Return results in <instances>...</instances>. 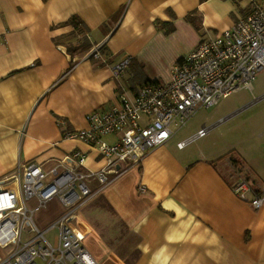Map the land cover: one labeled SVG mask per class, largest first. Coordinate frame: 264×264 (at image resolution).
<instances>
[{
    "label": "crops",
    "instance_id": "1",
    "mask_svg": "<svg viewBox=\"0 0 264 264\" xmlns=\"http://www.w3.org/2000/svg\"><path fill=\"white\" fill-rule=\"evenodd\" d=\"M208 2L0 0V183L10 185L20 164L34 161L48 169L76 153L86 158L83 171H100L106 161L98 151L65 140L63 132L87 130L88 114L143 87L136 79L169 82L178 61L200 42L183 54L169 52L173 35L156 33L161 25L200 14ZM74 16L88 26L94 45L81 59H72L62 43L74 30L68 24ZM98 46H105L103 57L90 58ZM125 59L129 68L116 76L114 68ZM136 63L142 74L131 76ZM228 99L193 131L151 150L100 196L136 241L135 250L120 259L88 241L103 253L104 261L89 250L99 264H264V207L256 209L233 192L241 177L264 191V95ZM203 128L206 137L178 148Z\"/></svg>",
    "mask_w": 264,
    "mask_h": 264
},
{
    "label": "built area",
    "instance_id": "2",
    "mask_svg": "<svg viewBox=\"0 0 264 264\" xmlns=\"http://www.w3.org/2000/svg\"><path fill=\"white\" fill-rule=\"evenodd\" d=\"M254 3L253 11L232 28L203 40L181 59L169 82L149 83L135 94L124 93L116 104L88 114L87 130L63 132L65 140L81 141L98 151L106 161L100 171H83L86 158L76 153L48 169L34 161L20 164L8 180L10 185L0 183V264H99L86 245L85 228L75 212L100 199L129 168L169 142L177 133L174 126H187L198 107L211 109L253 89L257 74L264 70V0ZM101 47L90 58L100 60ZM130 64L125 59L114 74L123 75ZM208 133L203 128L178 148ZM107 138L115 142L108 143ZM71 159L76 165H70ZM233 192L256 209L264 207V191H257L245 177L239 178ZM54 199L71 211L41 231L35 214ZM53 230H57L55 241L47 238Z\"/></svg>",
    "mask_w": 264,
    "mask_h": 264
},
{
    "label": "rangeland",
    "instance_id": "3",
    "mask_svg": "<svg viewBox=\"0 0 264 264\" xmlns=\"http://www.w3.org/2000/svg\"><path fill=\"white\" fill-rule=\"evenodd\" d=\"M254 1L255 0H209V2L206 3L203 7L200 14H195L192 18L189 19L180 18L179 20H175V24L171 26L161 25L162 29H160V31L156 34H162L166 36L171 33V35H173V39L168 41V46L166 47L167 50L169 52L179 51L183 54L186 51L194 48L198 42L201 43L205 39H211L220 36L223 32L226 31V29H228V26L230 24L246 17L247 14L253 11V8L255 6ZM142 71L143 67L140 64L136 63V66L130 71L131 76L133 75V73L141 75ZM135 83L138 86L146 85L145 82L142 83L139 79H136ZM160 83L164 82L161 81ZM253 85L255 90L252 93L249 91H244L240 94H234L224 102L231 103L233 100H248L250 98L252 99V97L258 98L264 95V70L257 74L256 80ZM216 108L205 109L198 107L196 113L193 115L187 126L181 129L174 126L173 131H176V135L178 136L184 134L185 132L193 131L194 129H196L201 118L207 115L208 112L214 113L216 111ZM30 205L31 207L34 206L35 202L31 203ZM69 211H71V209H65V207L59 202V200L54 199L49 203L46 209L40 210L35 214V222L41 231H45L63 214ZM53 214H57L59 215V217L55 220V216ZM26 229L29 230L30 226L26 225ZM56 236L57 230H53L48 233L47 238L51 241H55ZM88 241H94L97 244L99 243L93 237H88L85 240L88 249L91 250L95 256L104 261L105 258L101 249L93 244L88 246Z\"/></svg>",
    "mask_w": 264,
    "mask_h": 264
},
{
    "label": "bare ground",
    "instance_id": "4",
    "mask_svg": "<svg viewBox=\"0 0 264 264\" xmlns=\"http://www.w3.org/2000/svg\"><path fill=\"white\" fill-rule=\"evenodd\" d=\"M130 175L135 184L138 179L137 173L134 171ZM75 214L85 228V240L88 237H93L108 252L119 259L121 254L128 255L135 250L133 248L135 237L99 198L78 209ZM122 264L125 263L122 262Z\"/></svg>",
    "mask_w": 264,
    "mask_h": 264
},
{
    "label": "trees",
    "instance_id": "5",
    "mask_svg": "<svg viewBox=\"0 0 264 264\" xmlns=\"http://www.w3.org/2000/svg\"><path fill=\"white\" fill-rule=\"evenodd\" d=\"M68 24L72 25L74 30L69 36H67L64 39V41H62V43L65 45L67 49V53L68 55L71 56L72 59L76 57H79L81 59L86 54H88L94 47L90 39V29L79 16L72 17L70 21L68 22ZM57 44H59L58 41H57ZM104 49H105V46H102L100 48V50L102 51V54H104L103 53ZM77 62L78 61H76L75 63ZM75 63L73 62L71 64L69 70H71L74 67ZM54 116L58 120L59 124L65 123L61 117L57 115H54Z\"/></svg>",
    "mask_w": 264,
    "mask_h": 264
}]
</instances>
